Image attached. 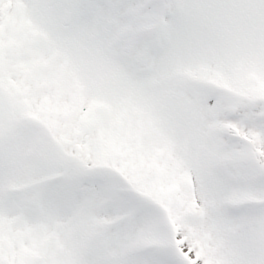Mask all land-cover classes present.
Here are the masks:
<instances>
[{
  "label": "snow or ice",
  "instance_id": "snow-or-ice-1",
  "mask_svg": "<svg viewBox=\"0 0 264 264\" xmlns=\"http://www.w3.org/2000/svg\"><path fill=\"white\" fill-rule=\"evenodd\" d=\"M0 264H264V0H0Z\"/></svg>",
  "mask_w": 264,
  "mask_h": 264
}]
</instances>
